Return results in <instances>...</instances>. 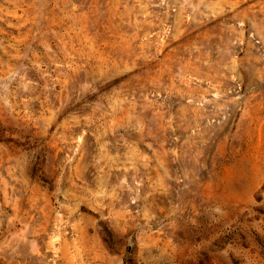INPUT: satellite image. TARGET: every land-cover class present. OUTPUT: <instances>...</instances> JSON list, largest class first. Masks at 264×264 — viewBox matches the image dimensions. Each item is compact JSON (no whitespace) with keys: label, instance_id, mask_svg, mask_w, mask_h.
Wrapping results in <instances>:
<instances>
[{"label":"rangeland","instance_id":"rangeland-1","mask_svg":"<svg viewBox=\"0 0 264 264\" xmlns=\"http://www.w3.org/2000/svg\"><path fill=\"white\" fill-rule=\"evenodd\" d=\"M0 264H264V0H0Z\"/></svg>","mask_w":264,"mask_h":264}]
</instances>
